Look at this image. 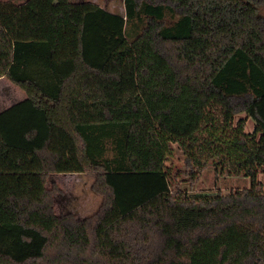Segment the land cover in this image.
<instances>
[{
  "label": "trees",
  "instance_id": "16d2710c",
  "mask_svg": "<svg viewBox=\"0 0 264 264\" xmlns=\"http://www.w3.org/2000/svg\"><path fill=\"white\" fill-rule=\"evenodd\" d=\"M124 4L0 0V78L26 94L0 112V264H264V0ZM174 146L191 183L250 188L189 195ZM83 173L98 210L56 213L55 176Z\"/></svg>",
  "mask_w": 264,
  "mask_h": 264
},
{
  "label": "rangeland",
  "instance_id": "374dc122",
  "mask_svg": "<svg viewBox=\"0 0 264 264\" xmlns=\"http://www.w3.org/2000/svg\"><path fill=\"white\" fill-rule=\"evenodd\" d=\"M13 1L16 4H21L26 0H4ZM75 3L92 2L112 13L125 15L124 0H72ZM261 14L264 16V6L261 9ZM171 23L167 18L166 25ZM138 26H128L127 32L134 39L137 33H140L141 28ZM26 98V94L8 79H0V111L12 106ZM246 118L245 114L238 116ZM237 119V120H238ZM255 130V122L251 118H247L245 132L253 133ZM112 157V153H109ZM185 157L184 154L174 146V151L167 162V166L171 168L174 176V183L179 186L184 192L189 195L193 194H217L222 193L229 195L236 191H242L250 188V180L243 176H227L219 174L209 165L199 176L195 183H191L183 175L185 172ZM259 180L264 187V174L259 175ZM55 180L61 190V193L55 200V211L57 212H73L79 217L84 218L94 214L102 203V198L97 194L92 186L95 181V174H60L55 176Z\"/></svg>",
  "mask_w": 264,
  "mask_h": 264
},
{
  "label": "crops",
  "instance_id": "0c3cea01",
  "mask_svg": "<svg viewBox=\"0 0 264 264\" xmlns=\"http://www.w3.org/2000/svg\"><path fill=\"white\" fill-rule=\"evenodd\" d=\"M4 1V0H3ZM28 0H26V1H23L21 4H24V3H26ZM0 79H2V80H5L6 78H0ZM11 107V106H10ZM10 107H7V108H5L4 110H6V109H8V108H10ZM4 110H2V111H4ZM2 111H0V112H2ZM56 176H59V175H56ZM61 212V211H60ZM60 212H57L58 214L60 213Z\"/></svg>",
  "mask_w": 264,
  "mask_h": 264
}]
</instances>
